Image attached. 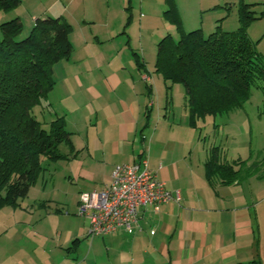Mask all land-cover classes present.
<instances>
[{
  "label": "crops",
  "instance_id": "obj_1",
  "mask_svg": "<svg viewBox=\"0 0 264 264\" xmlns=\"http://www.w3.org/2000/svg\"><path fill=\"white\" fill-rule=\"evenodd\" d=\"M163 6L164 0H21L0 20L17 17L31 28L36 18L60 17L71 27L70 56L90 54L83 59L95 69V77L87 82L74 76L64 80L72 92L78 86L82 91L74 110L68 105L62 108L64 119L77 114L79 106L94 119L82 144L74 145L78 153L72 175L106 182L94 190L101 191L110 185L114 167L144 158L165 189L180 197L178 202L140 209L139 230L104 236L109 264H264V179L211 186L205 178L207 157H192L188 122L186 130L160 119L161 109L169 111L170 106L158 103L153 94L156 81L148 74L144 80L146 72L132 62H115L113 67L103 55L105 49L119 53L132 48V38L146 24L162 26ZM79 60L73 61L74 68ZM153 114L157 124L150 128ZM81 221L59 247L67 249L64 261L89 237L88 223Z\"/></svg>",
  "mask_w": 264,
  "mask_h": 264
},
{
  "label": "rangeland",
  "instance_id": "obj_2",
  "mask_svg": "<svg viewBox=\"0 0 264 264\" xmlns=\"http://www.w3.org/2000/svg\"><path fill=\"white\" fill-rule=\"evenodd\" d=\"M172 1L181 31L188 33L199 29L204 37L214 32L216 27H219L221 32L236 31L239 6L241 3L249 5L257 19L247 29V37L264 59V0ZM163 9L165 10L166 6H163ZM163 18L162 26L146 24L140 35L135 32L132 48L123 49L119 53L105 49L103 55L105 60L112 61L113 67L115 62H132L134 68L141 69L142 73L146 72L145 76L148 74L154 82L156 81V91L153 90V94L157 95L158 103H168L170 106L169 111L164 110V107L161 109L163 113L160 119L167 124L186 129L188 112L183 86L164 82L154 71L158 42L166 35L177 41L180 35L176 26L167 21L164 15ZM22 24L21 37L25 38L30 34L31 28L26 22L24 24L22 21ZM132 24H135V20ZM86 55L90 54L75 53L53 66L54 90L42 101L47 109L42 110L38 106L33 110L36 120L45 129H48L51 121L63 118L64 124L68 123L65 130L70 133V142L58 145L57 151L61 158L40 159L42 171L25 198L18 199L14 205L0 206V264H46L45 260L51 264H109L103 237L83 238L76 254L69 255L67 261L63 259L67 249L59 248L60 245H65L69 233L77 230L78 224L82 223L83 219L75 215L79 191L99 190L106 183L95 182V179L84 181L70 173L73 172L72 163L75 162L73 154L75 153L76 157L78 153L75 146L82 144L85 131L92 127L94 119L87 115L81 106L77 109V114L70 113L68 120L64 119L62 108L68 105L71 111L74 110V101L82 92H79V86L72 92L66 84L64 85V80L74 76L87 82L95 77L97 72L87 63V58L83 59ZM78 60V67L74 68L73 61ZM102 70L101 68L98 72ZM83 89L84 87L81 88ZM60 96L63 100L59 99ZM156 120L157 117L153 114L148 126L155 127ZM190 127L188 131L192 141L193 158L201 155L206 158L209 152L216 148L224 161L229 163L233 160L246 161L251 155L252 159L247 166L252 163H264V92L259 89L251 90L249 100L241 109L198 117ZM182 132L183 130L181 134ZM260 169L262 173L264 169ZM76 256L80 258L71 262Z\"/></svg>",
  "mask_w": 264,
  "mask_h": 264
},
{
  "label": "trees",
  "instance_id": "obj_3",
  "mask_svg": "<svg viewBox=\"0 0 264 264\" xmlns=\"http://www.w3.org/2000/svg\"><path fill=\"white\" fill-rule=\"evenodd\" d=\"M164 2L163 15L180 35L177 41L166 35L158 42L154 71L164 82L183 86L189 126L198 117L241 109L252 89L264 92V59L247 37V29L257 19L249 5L240 4L236 31L221 32L216 27L204 37L199 29L182 32L173 1ZM20 3L0 0V15ZM70 31L64 19L47 16L36 18L30 34L22 38L19 18L0 20V206L25 198L42 171L40 159L61 158L58 145L70 142L63 118L45 129L33 115L38 106L47 109L42 101L55 86L53 66L72 52ZM251 159L252 155L229 163L214 148L204 163L205 178L211 186L264 179V171L260 173L264 163L247 166Z\"/></svg>",
  "mask_w": 264,
  "mask_h": 264
},
{
  "label": "built area",
  "instance_id": "obj_4",
  "mask_svg": "<svg viewBox=\"0 0 264 264\" xmlns=\"http://www.w3.org/2000/svg\"><path fill=\"white\" fill-rule=\"evenodd\" d=\"M148 80V76H143ZM149 169L146 159L132 164L118 165L111 173V183L101 191L79 194L75 215L88 223V236L104 237L116 232L139 230L140 209L168 202H178Z\"/></svg>",
  "mask_w": 264,
  "mask_h": 264
}]
</instances>
